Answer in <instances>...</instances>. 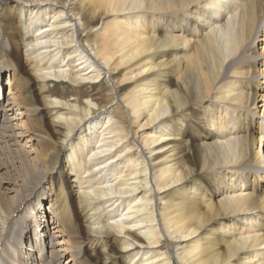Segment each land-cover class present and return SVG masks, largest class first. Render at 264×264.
I'll return each mask as SVG.
<instances>
[{"label":"bare ground","instance_id":"6f19581e","mask_svg":"<svg viewBox=\"0 0 264 264\" xmlns=\"http://www.w3.org/2000/svg\"><path fill=\"white\" fill-rule=\"evenodd\" d=\"M9 1L22 31L9 36L0 19V73L11 70L0 130L23 131H0V141L13 152L14 138L46 148L33 158V185L15 179L5 188L29 189L21 205L29 201L31 225L52 224L51 243L60 242L46 258L40 233L34 257L22 234L10 240L14 223L28 230L22 206L0 205V264H60L65 255L88 264L79 260L86 239L106 247L103 264H264V0ZM62 83L101 85L80 98L59 91ZM206 92L199 167L220 178L210 191L207 181L187 184L197 151L179 114ZM41 109L60 135L57 151L33 118ZM53 180L43 191L50 214L39 222L32 205L44 198L34 191ZM213 218L227 223L211 230Z\"/></svg>","mask_w":264,"mask_h":264},{"label":"rangeland","instance_id":"374dc122","mask_svg":"<svg viewBox=\"0 0 264 264\" xmlns=\"http://www.w3.org/2000/svg\"><path fill=\"white\" fill-rule=\"evenodd\" d=\"M7 2L2 4V6L0 7V19L1 22H3L2 24L5 25L6 27V31L7 34L10 36H14L17 39H20V34H21V26L18 25V18H17V10L14 7V4L9 1L6 0ZM24 22V20H23ZM99 23V21L95 22V24ZM14 34V35H13ZM24 39V38H23ZM204 66L203 63L197 65V67H201ZM11 70H4L0 73V88L1 91L6 92L7 89V83L6 80L7 78H10L7 74L10 73ZM221 77V75H220ZM219 77V78H220ZM109 83V82H108ZM103 85H108L107 83H101ZM99 84L98 86H96L97 88L100 87ZM49 88H53V82H49L48 84ZM69 83H62L59 84L57 86V89L65 94H67L69 97H71L73 94L75 96H80V98H82L84 93H95L96 92V87L93 88L91 85L92 84H85L84 86H82L81 88H71L69 87ZM35 95V90L33 92H31V94ZM76 93V94H75ZM205 96V97H204ZM204 100L202 101H196V103H194L193 98L190 101V106L188 107L187 110H185L184 112H180L179 114L184 113L186 118L185 121L183 122L182 126V133L184 134V139H188L189 144H192V147L197 151V155L196 157L193 159V163L189 164V166L193 167L195 169V171L197 172L196 175H194L192 181L188 182L187 184L189 185L191 182H198V181H202V182H206L207 181V189L208 191H210L215 185L217 186V184L220 181V178L216 179V180H212V177L210 178L207 174L205 173H201L200 171V167L199 165L201 164V159H200V155H199V150L203 147V145L200 143L202 140H205L204 137H202V134L206 131V118L209 116V112L205 111L206 106L211 103V95L208 94V92L204 93L203 95ZM191 98V97H190ZM209 98V99H207ZM207 99V100H206ZM1 101V100H0ZM210 101V102H209ZM5 102V101H4ZM5 104V103H3ZM33 104L36 105H40L39 102L34 101ZM14 105V104H13ZM13 105H11V107H14ZM39 109V108H38ZM43 109H41V111L38 110V112L33 116L34 119L40 117L42 119V126H39L38 128L40 130H42L43 132L47 133L50 137H52L53 141H54V148H56L55 150L57 151V141L60 137L59 134H53L51 136L49 130H51V125L49 123L48 117L47 115H40V113L43 114L44 111H42ZM13 111H10L9 114H7L8 116L12 117L13 116ZM213 112V111H211ZM2 115L1 109H0V116ZM12 123H18V121H11ZM18 126L16 127H8L11 128V131H6V130H0V131H4V132H22L23 129L19 128L17 129ZM16 128V129H14ZM50 128V129H49ZM14 130V131H13ZM185 131V133H184ZM212 139V137L206 139V142H210ZM10 141V140H9ZM8 141V142H9ZM16 144V151H12L9 148L5 147L4 143H1L0 141V205H2L3 207H5L8 210H14L16 209V207L18 206H22L21 207V214H24V216L26 217L27 220V224H28V230L27 231H21V227H19V223L17 224L14 223L15 225H13V228L10 227V230H12V235H10V240L14 241L15 239H19L20 235L22 234V240L24 241V244L27 245H32L33 248H36V251L34 253V257L36 256V258H39V253L37 251V248L39 247V245H41L40 242H38L39 239V235L40 233L43 234V238L44 240H42V245L44 248V255L45 257H49V248L50 245H52V243L55 241L56 239V243L58 240V237L54 239V241L51 243V239L53 238V233L51 232V227L52 224H50L51 221H49L50 226L46 225V228L42 231H40V228L35 229L33 225H31L32 221V215L30 214L31 209L28 208L29 205V201H26L24 204L21 205V202L24 200L25 195L27 194L28 191H30L29 189H26L25 187H20L15 185L14 188L12 189V191H10L9 189L5 188V187H12L11 183H13V180L16 179V181L18 182V184H28L29 182L35 183L34 180H32V178L35 175L34 172V156L36 155L35 153L38 152H42L44 150V148H46V144H41L39 145V143H25V140L22 139L19 140L17 138H14V141L11 142L10 144ZM203 142V141H202ZM200 143V144H199ZM32 145V146H30ZM10 146V145H9ZM213 146L209 145L207 148L209 150H211ZM34 151L31 153V151ZM66 152H64V154L60 153L59 158H58V163H60V165L62 164V166L64 165V158H65ZM189 155V154H188ZM53 162V161H51ZM50 162V163H51ZM2 166V167H1ZM59 168H61V166H59ZM64 170L68 171L67 167H64ZM200 171V172H199ZM205 176V177H204ZM67 177L64 176V180ZM37 179V178H36ZM251 179V177H250ZM46 188H38L34 191V193H36V191H39L40 196H44V193L47 192V190L45 191V189H48L50 191V189L54 188L56 185V181L53 180L52 183H50L49 181H45ZM32 188V187H30ZM75 188V187H74ZM67 191H69V189L67 188ZM37 196V195H36ZM34 197V196H33ZM32 197V198H33ZM210 200L214 201L215 199H217L218 197H216L214 199V197L212 195H209ZM44 198V202H42V204H40V206L37 204L38 201L34 200V205H32V208H35V213H37V215L39 216L38 221L41 222V220L44 219V212H48L49 210L46 208L47 207V203H48V199ZM33 200V199H32ZM71 205L74 204V207L76 206V212H74L71 216L72 218V222L75 226V229L77 231L78 234V239L79 240H84L83 238V232H84V227H83V223L82 220L80 218V216L77 214L78 209H77V203H76V198L75 196L71 198ZM39 207V208H38ZM34 216V215H33ZM50 216V215H48ZM30 220V221H29ZM225 223L227 222H223L220 221L218 219H211L208 228H210L211 230H213L216 227H224ZM88 239L84 240L85 243L82 246V248L84 249L83 252H81V257L79 258V260H82V262L88 263V264H103L104 260L102 259V254L104 252H100V250H103V247L101 245H95V243L93 244V242L91 240ZM35 242L37 243V245L35 246ZM60 242V241H59ZM83 244V243H82ZM12 247V246H10ZM46 247V249H45ZM60 243L58 246H56V248L63 253L62 247L60 248ZM18 248H20L21 250V246L19 245L18 242ZM25 248V247H24ZM86 248V249H85ZM24 250V249H22ZM81 250V249H80ZM12 251V250H10ZM98 253L97 255H95V253ZM111 253H113V251H111ZM41 257V255H40ZM69 255H65L62 259V262L60 264H68L67 263V258H69ZM118 260L117 257H114V263L113 264H118L116 263ZM26 261V260H25ZM111 263V261L109 262V264ZM54 264H59L57 261ZM70 264V263H69Z\"/></svg>","mask_w":264,"mask_h":264}]
</instances>
